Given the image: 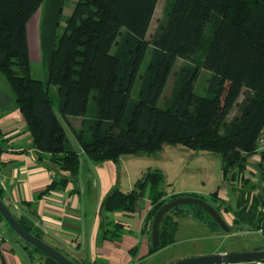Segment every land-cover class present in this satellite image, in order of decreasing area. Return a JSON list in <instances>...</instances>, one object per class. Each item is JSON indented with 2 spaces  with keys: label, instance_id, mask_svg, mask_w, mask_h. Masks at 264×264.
<instances>
[{
  "label": "trees",
  "instance_id": "obj_1",
  "mask_svg": "<svg viewBox=\"0 0 264 264\" xmlns=\"http://www.w3.org/2000/svg\"><path fill=\"white\" fill-rule=\"evenodd\" d=\"M43 1L0 0V74L11 87L35 147L51 153L69 173L55 179L48 190L75 180L82 163L56 114L52 85L57 86L58 110L66 118L87 116L95 91L94 119L76 133L92 161H118L125 155L184 145L220 155L225 176L245 168L264 125V0H171L152 39L148 34L159 0H76L65 31L55 41L46 81L33 75L28 41V23ZM213 21L215 30L206 40ZM180 58L195 64L182 67L161 104ZM201 69L211 71L204 95L194 91ZM239 103L240 112L228 119ZM258 166L264 168V154ZM163 182L160 170H149L131 191L114 189L105 208L132 212L150 188L153 223L167 201L181 196L164 199ZM255 199L263 205L264 192ZM182 208L164 216L160 245L151 252L175 242L179 222L172 212ZM195 210L219 227L205 210ZM18 220L39 237L25 220ZM113 230L109 239L121 235L119 228ZM47 257L49 264H60Z\"/></svg>",
  "mask_w": 264,
  "mask_h": 264
},
{
  "label": "crops",
  "instance_id": "obj_2",
  "mask_svg": "<svg viewBox=\"0 0 264 264\" xmlns=\"http://www.w3.org/2000/svg\"><path fill=\"white\" fill-rule=\"evenodd\" d=\"M60 4L61 0H52L50 17L45 19L41 18V5L28 23L32 72L45 81L55 46L53 20L62 12ZM54 106L82 163L75 180L48 190L55 179L69 173L52 160L51 153L35 147L11 87L8 83L0 84V190L14 215L25 220L44 241L78 264H148L151 261V264H171L190 256L258 249L254 246L229 249L223 245L235 234L244 236L259 232L262 211L258 210H262L263 205L255 202V196L264 192L263 173L258 177L259 170L264 172L258 167L260 159L250 158L244 169L235 170L230 176H225L222 163L223 179L209 188L184 183L168 190L167 163L164 161L163 167L152 166L147 157L149 154L125 155L118 161L95 162L88 158L76 133L94 119L97 106L92 115L68 118L60 114L58 103ZM173 148L175 151L167 152L165 156L169 158V169L175 171L177 163L172 156L175 158L178 147ZM155 167L164 176V199L174 195H193L213 201L210 203L226 219L230 231L215 226L212 219L200 218L196 210L183 207L172 212L179 222L175 242L151 252L150 214L154 208L151 189H147L132 212L108 211L105 205L114 189L131 191L136 182ZM116 228L121 235L109 239L107 235H113ZM199 238L213 242L210 246L197 245L195 242ZM167 250L172 252L156 259ZM31 251L26 241L14 233L0 215V264H43Z\"/></svg>",
  "mask_w": 264,
  "mask_h": 264
},
{
  "label": "rangeland",
  "instance_id": "obj_3",
  "mask_svg": "<svg viewBox=\"0 0 264 264\" xmlns=\"http://www.w3.org/2000/svg\"><path fill=\"white\" fill-rule=\"evenodd\" d=\"M170 1L171 0H159L158 1L156 11H155V14H154L151 26H150L149 34H148L149 39L153 38L154 34L157 33L158 29L160 28V26L164 22L165 17H166L165 16L166 6L168 5V3ZM75 3H76V0H61L60 5L62 7V12L59 13L60 15L57 17V19L53 20L55 41H56L57 37L60 36L61 34H63V32L65 31V28L67 25V18H68V16L71 15V13L75 7ZM51 4H52V0H44V2L42 3V7H43V12L41 13L42 19H45L46 17H50V6H51ZM36 18L39 19L40 16L36 17ZM214 30H215V22L213 21L207 27L206 40L211 38ZM200 55H202V52H200ZM149 60H150V53H148L146 55V58H145L144 63L142 65V72L146 69V67L149 63ZM189 63L195 64V62H193V60L191 61L190 59H182V58L178 59L176 65H175V68L172 71V74L169 78L168 85L165 89V92L161 98V104H163L165 99L170 96L172 89H173L175 83L177 82L178 74H179L180 70L182 69V67L186 64H189ZM210 76H211V71H209L207 69H201L200 70L199 77L194 84V91L196 93L201 94V95H204L207 93L206 88H207L208 79ZM2 83L7 84L4 77L0 74V84L2 85ZM138 89H139V83H137L134 87V90H133L134 97L137 96ZM51 94L54 98L55 104H57L58 100H57V86L56 85L51 86ZM94 94H95V91H93L91 93V97H90L89 115L93 114L94 109L96 107V102L94 100ZM240 99L243 100V96H241ZM240 104L241 103H239L238 105H236L233 108V110L230 112V114L228 116V119L234 118L240 112ZM173 147H178L177 148L178 150H176L175 158H174V156H172L173 159H175L176 163H177V168L175 169V171L173 170V168L169 169L170 168V165L168 164L169 158H168V156H165L166 155L165 153H167V152L171 153L172 151H175L174 149H176V148H173ZM179 147H182V148L180 149ZM162 149L155 151V152H152V153H147L150 155L147 157L150 159L152 166H157V167L162 166L163 167V162L165 161V163H167V165H168V170H167V172H168L167 173L168 174L167 175L168 176V178H167L168 190H170V188H173V187L177 188V187L183 185L184 183L194 184L197 187L209 188V186H211V185H214V184L217 185L219 182H221V179H223L222 178V174H223L222 159H221V156L218 154L210 153V152L205 151V150H197L196 151L194 149L187 148L184 145L168 146V149L167 148H166V150H162ZM186 149H189L190 151H193V152H190L189 150H186ZM173 155H175V154H173ZM157 167H155L152 170H159V169H156ZM258 167H260V166H258ZM232 173L233 172L230 171L228 176H230ZM261 174L264 176V172H261L259 170L258 177H260ZM210 202L213 203V201H210ZM182 207H185V209H190V210L196 209V205H193V204H185V205H182ZM11 230L14 233H16L12 228H11ZM17 235H19V234H17ZM260 237H261V235L259 234V232L258 233L252 232V233L246 234L244 236L239 235V234H235V235L231 236L230 238H228L224 242L223 248H229V249H233V248H240L241 249L242 248L243 249V248H247L250 246H254V247L261 250L262 246H261V238ZM212 242L213 241L210 239L199 238V239H197V241L195 243L197 245L206 244L207 246H210L212 244ZM26 243L32 248L31 254H33V256L36 259H38L43 264H49L50 263L49 258L47 257L46 254H44L40 249L36 248L34 245L30 244L29 242L26 241ZM169 252H172V251L167 250L166 252H164L160 256H158L156 259L164 258V255L167 253L169 254ZM41 257L43 258V261L40 260ZM151 262H149L148 264H151Z\"/></svg>",
  "mask_w": 264,
  "mask_h": 264
},
{
  "label": "water",
  "instance_id": "obj_4",
  "mask_svg": "<svg viewBox=\"0 0 264 264\" xmlns=\"http://www.w3.org/2000/svg\"><path fill=\"white\" fill-rule=\"evenodd\" d=\"M185 204L196 205L205 210L224 231H230V226L220 211L210 202L199 196L181 195L167 201L156 213L152 223V245L154 248L160 245V227L164 216L173 208ZM0 213L5 218L9 226L30 244L34 245L45 254L51 256L60 264H78L65 255L63 252L53 247L42 238L26 229L16 218L11 209L0 197ZM264 250H245L227 253H215L209 255L190 256L171 264H248L254 260H263Z\"/></svg>",
  "mask_w": 264,
  "mask_h": 264
},
{
  "label": "built area",
  "instance_id": "obj_5",
  "mask_svg": "<svg viewBox=\"0 0 264 264\" xmlns=\"http://www.w3.org/2000/svg\"><path fill=\"white\" fill-rule=\"evenodd\" d=\"M264 154V125L262 126V128L260 129L258 138H257V145H256V149H255V153L254 155H252L251 158H257L260 159L262 157V155ZM262 221H261V225L259 227V232L261 234V246L262 249L264 250V204L262 206ZM248 264H264V259L263 260H254L249 262Z\"/></svg>",
  "mask_w": 264,
  "mask_h": 264
}]
</instances>
